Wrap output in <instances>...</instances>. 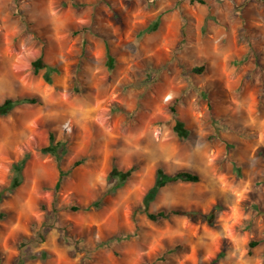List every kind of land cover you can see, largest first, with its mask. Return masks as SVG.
<instances>
[{
    "label": "rangeland",
    "instance_id": "obj_1",
    "mask_svg": "<svg viewBox=\"0 0 264 264\" xmlns=\"http://www.w3.org/2000/svg\"><path fill=\"white\" fill-rule=\"evenodd\" d=\"M201 2L0 0V264H264V0Z\"/></svg>",
    "mask_w": 264,
    "mask_h": 264
},
{
    "label": "trees",
    "instance_id": "obj_2",
    "mask_svg": "<svg viewBox=\"0 0 264 264\" xmlns=\"http://www.w3.org/2000/svg\"><path fill=\"white\" fill-rule=\"evenodd\" d=\"M200 3L201 0H199ZM108 61H109V66H112L113 59L110 55H108ZM41 69H45V72L43 73V79L46 83L52 84V74L55 73L57 70L53 66H49L43 62V59L41 57L37 58L33 63H32V71L33 74H38V72ZM192 70L195 73H202L203 67H194ZM40 100L38 98H23V99H5L2 103H0V116H6L10 113V111L17 105L20 104H39ZM171 112L175 113V109L171 108ZM173 131L176 133V135L180 139H186L188 137V130L184 127V124L179 120H175V124L173 126ZM52 141V138H51ZM43 153H50L54 155L55 157L57 156L56 154V149L55 145L54 146H48L44 149H42ZM58 157V156H57ZM76 165V164H74ZM20 169V168H19ZM16 170V169H15ZM134 171V168H131L127 171H119L115 166L112 167L111 172H110V178L114 179L116 184L115 188H119L126 180L130 178ZM61 178H63V172L61 173L60 179L56 182L55 184V191H57L61 185ZM199 181V177L197 174L182 171V172H177L174 175H169L166 176L162 170L158 169L156 172V188L159 189L161 187H164L165 185L169 183H176V182H184V183H197ZM18 182L17 180H13L12 184L8 188L9 190H13L15 187H17ZM2 198V193H0V200ZM93 207H98V203L94 202L92 204ZM73 211H77L78 207H72L71 208ZM170 215H188L185 212L181 211H170V212H165V211H159L157 213H147L146 216L147 218L152 221V222H157L160 219H166ZM258 242L252 241L249 244V251L251 252V249H253ZM26 245V244H25ZM21 248V246H20ZM164 258V255L158 256L157 260H162Z\"/></svg>",
    "mask_w": 264,
    "mask_h": 264
}]
</instances>
